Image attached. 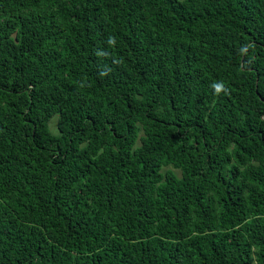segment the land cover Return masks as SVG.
Returning <instances> with one entry per match:
<instances>
[{"label": "trees", "instance_id": "trees-1", "mask_svg": "<svg viewBox=\"0 0 264 264\" xmlns=\"http://www.w3.org/2000/svg\"><path fill=\"white\" fill-rule=\"evenodd\" d=\"M0 264H264V0H0Z\"/></svg>", "mask_w": 264, "mask_h": 264}, {"label": "clouds", "instance_id": "clouds-1", "mask_svg": "<svg viewBox=\"0 0 264 264\" xmlns=\"http://www.w3.org/2000/svg\"><path fill=\"white\" fill-rule=\"evenodd\" d=\"M216 87V91L219 92L221 90L220 86H215Z\"/></svg>", "mask_w": 264, "mask_h": 264}, {"label": "rangeland", "instance_id": "rangeland-1", "mask_svg": "<svg viewBox=\"0 0 264 264\" xmlns=\"http://www.w3.org/2000/svg\"><path fill=\"white\" fill-rule=\"evenodd\" d=\"M54 120H57V119L55 118ZM54 120H53V121H54ZM55 124H56V123H55V121H54V122L52 123V125L54 126Z\"/></svg>", "mask_w": 264, "mask_h": 264}]
</instances>
